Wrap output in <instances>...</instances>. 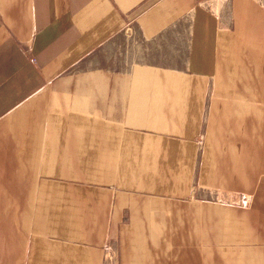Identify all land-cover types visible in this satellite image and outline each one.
<instances>
[{
  "label": "crops",
  "instance_id": "obj_1",
  "mask_svg": "<svg viewBox=\"0 0 264 264\" xmlns=\"http://www.w3.org/2000/svg\"><path fill=\"white\" fill-rule=\"evenodd\" d=\"M0 264H264V0H0Z\"/></svg>",
  "mask_w": 264,
  "mask_h": 264
},
{
  "label": "rangeland",
  "instance_id": "obj_2",
  "mask_svg": "<svg viewBox=\"0 0 264 264\" xmlns=\"http://www.w3.org/2000/svg\"><path fill=\"white\" fill-rule=\"evenodd\" d=\"M136 41V35H129L126 33L119 34L99 49L92 58L96 59V63L101 59L103 64H119L120 62L122 63L126 61V63L123 64L129 66L133 64L136 66L137 63H142V61L146 59V55L142 54L140 51L138 52L136 49ZM199 141L200 144H202V135L200 136Z\"/></svg>",
  "mask_w": 264,
  "mask_h": 264
}]
</instances>
